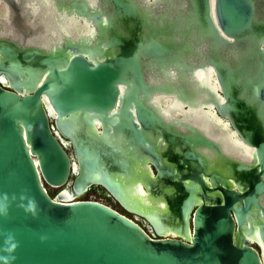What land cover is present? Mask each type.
I'll use <instances>...</instances> for the list:
<instances>
[{"label": "water", "instance_id": "obj_1", "mask_svg": "<svg viewBox=\"0 0 264 264\" xmlns=\"http://www.w3.org/2000/svg\"><path fill=\"white\" fill-rule=\"evenodd\" d=\"M57 5L87 17L94 35L48 51L0 39V247L9 235L17 244L0 255L10 264H263L252 245L264 247V0ZM207 68L214 93L189 78ZM154 94L212 104L255 152L224 155L202 129L149 106ZM92 187L155 236L107 205L74 200Z\"/></svg>", "mask_w": 264, "mask_h": 264}, {"label": "clouds", "instance_id": "obj_2", "mask_svg": "<svg viewBox=\"0 0 264 264\" xmlns=\"http://www.w3.org/2000/svg\"><path fill=\"white\" fill-rule=\"evenodd\" d=\"M85 6L92 11L99 8L100 0H83ZM159 0H143V7L152 11L158 6ZM19 18L23 25L29 29L30 34L20 32L14 21ZM94 28L87 17H82L76 11H59L57 0H0V39L11 40L20 46L36 47L45 51L60 47L65 39L77 42L90 39ZM169 74H172L170 71ZM148 83L154 84L153 77L148 76ZM152 106L158 109L159 114L168 121H177L184 118L186 113H199L210 124L218 125L221 129L219 135H209V139L221 143V150L226 156H234L239 160H246L248 146L239 137L237 131L231 126L227 118L217 115L212 104L205 107H190L175 95L154 94L147 98ZM220 104L224 103L220 98ZM199 127V125H197ZM27 199L25 210L35 214L36 204L32 198ZM7 194H0V216L7 213ZM17 244L11 235L5 237L0 251L12 253ZM14 257L0 255V264H10Z\"/></svg>", "mask_w": 264, "mask_h": 264}, {"label": "bare ground", "instance_id": "obj_3", "mask_svg": "<svg viewBox=\"0 0 264 264\" xmlns=\"http://www.w3.org/2000/svg\"><path fill=\"white\" fill-rule=\"evenodd\" d=\"M17 29L19 30L18 27H17ZM189 78L191 80H193V82L194 81L199 82V84H201L202 86L203 85H205V86L208 85L213 93L217 89V85H216L215 79L212 76V70L210 68H207L205 70L204 69L203 70L202 69H198ZM3 84H5V82H3ZM198 100H200L198 102V104H199L201 102L202 98L199 97ZM48 110H49V113L52 114V112H51L49 107H48ZM181 120H183V121H185V122H187L189 124H193L195 126L199 125V127L198 126L197 127L199 129H202V131L209 133V135L215 136V135H219L220 132H221V129H220V127L218 125L210 124L204 117H202L199 113H196V112L186 113L184 118L181 119ZM181 120H179V121H181ZM249 158H250V152H248L246 160H249ZM60 191H62L61 194L59 195L61 198H63V199L65 198L66 199V198H71L72 197V194L70 193V191L67 188L65 189V187L62 188ZM138 191L141 192V193L143 192V191H141V186L140 185L138 186ZM169 235L172 236V237L175 236L174 234H171V233H165V236H169ZM258 243L260 244V246L258 247L259 249L257 251H258V253H260L262 255L263 264H264V247L262 246V244L259 241H258Z\"/></svg>", "mask_w": 264, "mask_h": 264}, {"label": "rangeland", "instance_id": "obj_4", "mask_svg": "<svg viewBox=\"0 0 264 264\" xmlns=\"http://www.w3.org/2000/svg\"><path fill=\"white\" fill-rule=\"evenodd\" d=\"M3 85H5V84H3ZM60 141L66 147V150H67L68 155L70 157H72V151H71V147H70L71 145H69L68 143L64 142L63 139H60ZM70 179H72V177ZM46 190H47L48 194L51 197H56V194L60 191V189H53V188H49V187H46ZM74 200H90V201H96V202L102 203L104 205H107L110 208H112L115 211H117L118 213H120V214L128 217L131 220H133L140 227H143V229L146 231V233L150 237H153V235H154L153 232H152V230H151V228L147 225V223L143 219H141L140 217H138V216H136L134 214H130L128 212H125V210L121 206H119V204H117V202L114 201L110 197V195H108L100 187H92L87 192H85V193H83L81 195L75 196L74 197ZM252 246L255 249H258V247L255 244H253Z\"/></svg>", "mask_w": 264, "mask_h": 264}, {"label": "snow or ice", "instance_id": "obj_5", "mask_svg": "<svg viewBox=\"0 0 264 264\" xmlns=\"http://www.w3.org/2000/svg\"><path fill=\"white\" fill-rule=\"evenodd\" d=\"M93 35H94V34H93ZM167 75L174 77V76H175V73H172V74H169V73H168ZM163 82H164V81L162 80L161 83H163ZM154 86H159V85H154ZM145 87H146L145 84H143V83L137 81L136 84H135V86H134V90L137 91V92H144V91H145ZM141 99H143V97H141ZM188 103H191V101H188ZM147 104H148L149 106H152V105L150 104V102H147ZM194 106H195V105H194ZM108 115L111 116V115H113V113H108ZM147 115H148L149 117L151 116L150 113L147 114ZM192 141H193L194 143L197 142V140H196L195 137L192 138ZM248 152H250V153H254L255 150H254V149H248ZM186 183H187V182H186ZM237 215H238V213H237ZM238 217H239V216H238ZM259 234H260V233L257 231L256 236L258 237Z\"/></svg>", "mask_w": 264, "mask_h": 264}, {"label": "flooded vegetation", "instance_id": "obj_6", "mask_svg": "<svg viewBox=\"0 0 264 264\" xmlns=\"http://www.w3.org/2000/svg\"><path fill=\"white\" fill-rule=\"evenodd\" d=\"M66 143H67V142H66ZM64 149L66 150V147H64ZM66 151H67V150H66ZM87 191H88V190H87ZM87 191H86V192H87ZM75 196H78V195H74V197H75ZM117 204H118V203H117ZM119 206H120V205H119ZM125 212H126V211H125ZM130 214H131V213H130ZM127 218H128V217H127ZM141 219H142V218H141ZM143 220H144V219H143ZM144 221H145V220H144ZM145 222H146V221H145ZM152 232H153V231H152ZM153 234H154V233H153ZM154 236H155V234L153 235V237H154ZM253 248H254V247H253ZM258 249H259V248H258ZM258 249H256V250H258Z\"/></svg>", "mask_w": 264, "mask_h": 264}]
</instances>
